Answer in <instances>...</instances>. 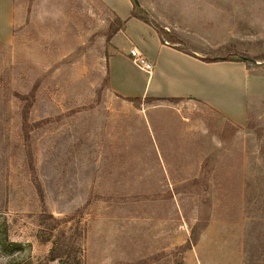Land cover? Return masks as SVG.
Segmentation results:
<instances>
[{
	"label": "rangeland",
	"instance_id": "rangeland-1",
	"mask_svg": "<svg viewBox=\"0 0 264 264\" xmlns=\"http://www.w3.org/2000/svg\"><path fill=\"white\" fill-rule=\"evenodd\" d=\"M10 1L0 264H62L63 238L66 264H264V96L242 127L193 99L123 98L108 63L126 40L103 0ZM129 1L179 50L246 66L250 91L264 79V0Z\"/></svg>",
	"mask_w": 264,
	"mask_h": 264
},
{
	"label": "crops",
	"instance_id": "crops-1",
	"mask_svg": "<svg viewBox=\"0 0 264 264\" xmlns=\"http://www.w3.org/2000/svg\"><path fill=\"white\" fill-rule=\"evenodd\" d=\"M117 15L126 21L124 44L108 63L111 90L127 99H193L220 112L232 123L245 126L250 98L264 96V79L254 80L241 64L208 63L189 55L175 46L162 43L150 25L131 17L133 7L124 0V8L117 10L103 0ZM11 1L0 6V40L8 41L12 29ZM136 48L154 65L151 73L137 68L129 56ZM247 84V89L244 87Z\"/></svg>",
	"mask_w": 264,
	"mask_h": 264
},
{
	"label": "trees",
	"instance_id": "trees-1",
	"mask_svg": "<svg viewBox=\"0 0 264 264\" xmlns=\"http://www.w3.org/2000/svg\"><path fill=\"white\" fill-rule=\"evenodd\" d=\"M131 17L137 18V19L141 20L142 22H144V23L150 25L151 27H153L154 30L159 35L160 40L162 41V43H164V44L168 43V44L173 45V46L176 45L175 43H171L170 41L167 40L165 32L163 30L153 26L147 19L143 18L142 16L136 15L134 9L132 11ZM119 22H120V30L123 32L125 30L126 21H122V20L119 19ZM213 62H221V61H208V63H213ZM172 100H176L177 101V99H172ZM66 242H67V240H65L64 238H63V240L58 239V241H54L53 242V248H52L51 253H50V260L51 261L59 260L62 264H66L67 260L70 258V253L67 252L68 245H67ZM74 263L75 264H82L81 262H79L77 260L76 256H75Z\"/></svg>",
	"mask_w": 264,
	"mask_h": 264
},
{
	"label": "built area",
	"instance_id": "built-area-1",
	"mask_svg": "<svg viewBox=\"0 0 264 264\" xmlns=\"http://www.w3.org/2000/svg\"><path fill=\"white\" fill-rule=\"evenodd\" d=\"M129 56L137 68L148 73L153 71L154 65L148 62L136 48L131 49Z\"/></svg>",
	"mask_w": 264,
	"mask_h": 264
},
{
	"label": "water",
	"instance_id": "water-1",
	"mask_svg": "<svg viewBox=\"0 0 264 264\" xmlns=\"http://www.w3.org/2000/svg\"><path fill=\"white\" fill-rule=\"evenodd\" d=\"M134 1V3H135V5L137 6V7H139V2L137 1V0H133Z\"/></svg>",
	"mask_w": 264,
	"mask_h": 264
}]
</instances>
